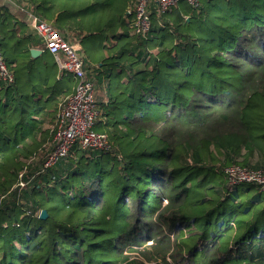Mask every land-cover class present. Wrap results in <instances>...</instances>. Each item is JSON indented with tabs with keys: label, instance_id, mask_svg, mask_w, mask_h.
<instances>
[{
	"label": "trees",
	"instance_id": "16d2710c",
	"mask_svg": "<svg viewBox=\"0 0 264 264\" xmlns=\"http://www.w3.org/2000/svg\"><path fill=\"white\" fill-rule=\"evenodd\" d=\"M30 1L79 36L98 91L93 129L109 148L75 145L43 171L33 161L74 81L49 52L22 48L27 26L5 13L14 83L0 81V264H264V191L224 197L228 166L264 174L250 164L264 157V0L180 1L146 38L130 33V0ZM18 188L25 202H8Z\"/></svg>",
	"mask_w": 264,
	"mask_h": 264
},
{
	"label": "built area",
	"instance_id": "2783aa9c",
	"mask_svg": "<svg viewBox=\"0 0 264 264\" xmlns=\"http://www.w3.org/2000/svg\"><path fill=\"white\" fill-rule=\"evenodd\" d=\"M186 1L196 8L199 0H130L127 14H130L128 26L130 33L140 38H146L152 28L153 16L161 18L170 13L176 4ZM30 28L43 46V50L53 55L60 73L71 76L74 80L72 93L64 97L58 106L56 131L53 137L54 146L42 162V169L54 166L59 159L66 157L76 145L82 150L107 151L109 143L106 135L94 131V124L99 115L94 104L95 84L85 69L79 36L71 32L60 34L51 24L41 20L35 14L27 17ZM0 81L10 87L14 76L8 70L0 53ZM228 191L242 185H252L264 191V174L249 168L228 166ZM22 174L19 175L21 178ZM27 182L19 180L18 186L25 187Z\"/></svg>",
	"mask_w": 264,
	"mask_h": 264
},
{
	"label": "crops",
	"instance_id": "0c3cea01",
	"mask_svg": "<svg viewBox=\"0 0 264 264\" xmlns=\"http://www.w3.org/2000/svg\"><path fill=\"white\" fill-rule=\"evenodd\" d=\"M37 3L31 2L30 0H0V20H2V18H5V15H6L5 13H8L12 17V20H8V21H12L11 22L13 24L12 26H17L16 24H21V23L24 24L25 26H27L23 30H19V31L17 30L18 35H16V36L21 40L24 39L25 43H24V45H22V48L27 49L29 51L31 49L40 50L41 53L38 54L37 56H35V58L42 55L45 51V50H43V46H42L40 39L33 34L32 30L30 28V25H29V21L27 19L29 14H35L36 16H39L37 11H36V7H35L37 5ZM52 13H54V14H52ZM52 13L50 12L48 14V16L50 18L46 21L50 24H53V26H55L53 20L57 16V12H52ZM153 18H154V20L157 19V17H153ZM16 22H18V23H16ZM22 48L20 49V51H22ZM53 61H55L54 58H53ZM51 64H52V62L50 63V62H46L44 60H35V65H38L39 68H42V67L45 69H48V67H53L55 69L57 68L54 65L51 66ZM54 64L57 66L56 62H54ZM137 69L138 68L135 67L134 71H136ZM58 75H57V78H58ZM67 77H69L70 79L73 80V78L71 76H67ZM36 105H37V103L33 101L32 106H36ZM250 164L259 166L260 169L264 170V157L253 156L250 159ZM248 189H249V192L252 190V192L249 193L250 197L248 200H250V202L255 198L256 194H263L259 190H257L255 187H252V186L249 187L248 186V187H245L243 189H241L239 187V188H236L232 191H226V193H224V197H228L230 195V193L235 192V190H237V192H239V191L242 192V190L248 191ZM219 224H221V223H219ZM259 231L261 233L264 232L263 227H260Z\"/></svg>",
	"mask_w": 264,
	"mask_h": 264
},
{
	"label": "rangeland",
	"instance_id": "374dc122",
	"mask_svg": "<svg viewBox=\"0 0 264 264\" xmlns=\"http://www.w3.org/2000/svg\"><path fill=\"white\" fill-rule=\"evenodd\" d=\"M137 52H141V51H136V54H137ZM148 58V57H147ZM147 58H146V60H147ZM96 92L98 93V91L96 90ZM44 145H46V146H44V148L43 147H41V149H40V151L39 152H37L39 155H38V158L36 157L33 161H36V162H40V161H42L43 162V160L45 159L44 157H46L47 156V154H48V152H50L51 151V149L53 148V146H54V142H52V141H49L48 143H46V144H44ZM75 147V145L73 146V148ZM84 151H87V152H95V151H89V150H84ZM42 162H41V164H42ZM67 165H62L61 167H60V169H63V168H65ZM38 168H39V166H35L34 165V169H33V171H37L38 170ZM40 169H42V166H40ZM60 169H57V171L58 170H60ZM64 170V169H63ZM43 171V170H42ZM61 171V170H60ZM49 172H51L52 173V171H46V172H44V173H42L41 175H45V174H47V173H49ZM51 173H49V175L52 177V174ZM31 179H32V177H31ZM44 183V182H43ZM44 184H46V183H44ZM33 185H35L34 183L32 184V186L29 188V190H31V188L33 187ZM248 185V184H247ZM247 185H243V186H247ZM45 186H47V184L45 185ZM242 186V187H243ZM16 186H14L12 189H14ZM24 188V187H23ZM241 188V187H240ZM19 189V188H18ZM20 190V189H19ZM26 191H27V189L24 191V190H20V191H18V193H17V196H16V198L15 199H13V197L11 196L10 197V199L11 200H9L8 202H12L13 203V200L14 201H19L17 204H21V203H23V202H25V200H23V197H24V194L26 193ZM233 193V192H232ZM232 193H230V195L232 194ZM10 204L11 206H13V204ZM25 204V203H24ZM24 204H22V205H24ZM26 214L27 215H29V212H26Z\"/></svg>",
	"mask_w": 264,
	"mask_h": 264
},
{
	"label": "water",
	"instance_id": "95a60500",
	"mask_svg": "<svg viewBox=\"0 0 264 264\" xmlns=\"http://www.w3.org/2000/svg\"><path fill=\"white\" fill-rule=\"evenodd\" d=\"M40 53H41L40 50H36V49H31L30 50V54H31L32 57H35V56H37ZM46 216H47L46 211L42 210L40 212V214H39V219L43 220V219L46 218Z\"/></svg>",
	"mask_w": 264,
	"mask_h": 264
}]
</instances>
